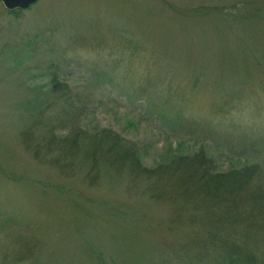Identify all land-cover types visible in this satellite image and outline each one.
<instances>
[{"label":"rangeland","instance_id":"1","mask_svg":"<svg viewBox=\"0 0 264 264\" xmlns=\"http://www.w3.org/2000/svg\"><path fill=\"white\" fill-rule=\"evenodd\" d=\"M53 63L83 125L148 166L199 146L219 169L264 164V0H37L17 15L0 1V264H151L177 233L126 175L88 186L84 161L65 178L25 149L61 118V103L37 108Z\"/></svg>","mask_w":264,"mask_h":264},{"label":"trees","instance_id":"2","mask_svg":"<svg viewBox=\"0 0 264 264\" xmlns=\"http://www.w3.org/2000/svg\"><path fill=\"white\" fill-rule=\"evenodd\" d=\"M20 11L9 12L17 15ZM56 66L49 67L46 95L36 100L39 113L61 103V118H52L32 142V130L23 133L27 138L23 137L22 143L38 163L69 178L84 161L88 186H98L103 172L117 177L124 174L129 197L148 196L169 205L167 231L177 233L159 246L157 261L151 264H264L262 162L241 158L242 164L229 163L228 169H219L217 161L199 146L193 153L175 152L148 166L133 141L108 127L83 125L87 104L60 81ZM34 121L32 125L37 124ZM65 124L68 132L59 134Z\"/></svg>","mask_w":264,"mask_h":264},{"label":"water","instance_id":"3","mask_svg":"<svg viewBox=\"0 0 264 264\" xmlns=\"http://www.w3.org/2000/svg\"><path fill=\"white\" fill-rule=\"evenodd\" d=\"M4 7L8 10H13L16 8L26 9L30 5L34 4L37 0H0Z\"/></svg>","mask_w":264,"mask_h":264},{"label":"flooded vegetation","instance_id":"4","mask_svg":"<svg viewBox=\"0 0 264 264\" xmlns=\"http://www.w3.org/2000/svg\"><path fill=\"white\" fill-rule=\"evenodd\" d=\"M15 10V9H14ZM12 11V10H11Z\"/></svg>","mask_w":264,"mask_h":264}]
</instances>
